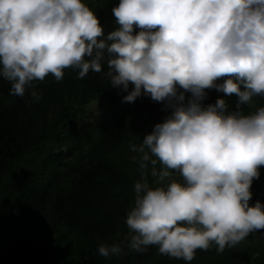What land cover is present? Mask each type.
<instances>
[{
	"label": "trees",
	"instance_id": "1",
	"mask_svg": "<svg viewBox=\"0 0 264 264\" xmlns=\"http://www.w3.org/2000/svg\"><path fill=\"white\" fill-rule=\"evenodd\" d=\"M0 264H264V0H0Z\"/></svg>",
	"mask_w": 264,
	"mask_h": 264
},
{
	"label": "rangeland",
	"instance_id": "2",
	"mask_svg": "<svg viewBox=\"0 0 264 264\" xmlns=\"http://www.w3.org/2000/svg\"><path fill=\"white\" fill-rule=\"evenodd\" d=\"M106 108L107 103L104 101V99L98 98L96 101H92L91 103L84 106V108L80 111V115L83 120L91 119L95 114L105 110ZM243 156L250 157L251 155L248 152H229L221 157L212 158H207L205 155H200L196 157L195 161L186 162L188 163L190 169L188 173H185V175L188 174L190 176H194V182L196 181L198 183H201L202 181H206L208 179H213L216 177L218 178V175L227 170L231 165L248 164L247 160ZM259 159L260 158L257 157L251 158V160L256 161ZM260 162H262L261 159ZM193 217L189 218V220H192Z\"/></svg>",
	"mask_w": 264,
	"mask_h": 264
},
{
	"label": "water",
	"instance_id": "3",
	"mask_svg": "<svg viewBox=\"0 0 264 264\" xmlns=\"http://www.w3.org/2000/svg\"><path fill=\"white\" fill-rule=\"evenodd\" d=\"M187 170H188L187 166H182V167H179V168L173 170L172 173L177 174V175H181V174H185Z\"/></svg>",
	"mask_w": 264,
	"mask_h": 264
}]
</instances>
